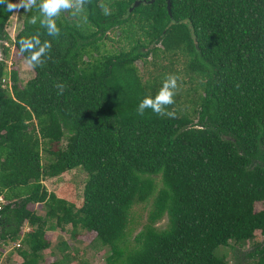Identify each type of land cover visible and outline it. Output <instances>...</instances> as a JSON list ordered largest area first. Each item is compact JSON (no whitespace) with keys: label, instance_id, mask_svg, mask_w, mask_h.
Here are the masks:
<instances>
[{"label":"trees","instance_id":"trees-1","mask_svg":"<svg viewBox=\"0 0 264 264\" xmlns=\"http://www.w3.org/2000/svg\"><path fill=\"white\" fill-rule=\"evenodd\" d=\"M13 1L0 4L1 22ZM136 1L149 0H74L56 18L58 37L40 26V0L27 10L14 49L26 61L18 41L37 34L51 49L33 78L0 76L10 81L0 89V256L19 241L21 264H39L48 221L71 237L95 233L105 264H230L221 249L264 237V0H170L171 15L166 0L129 11ZM110 32L117 52L104 47ZM162 58L194 85L192 106L180 107L175 89L171 115H139L166 74L146 80L136 62L161 68ZM74 169L87 177L79 208L43 184ZM149 202L131 241V209ZM244 256L235 264H264V242Z\"/></svg>","mask_w":264,"mask_h":264},{"label":"rangeland","instance_id":"rangeland-1","mask_svg":"<svg viewBox=\"0 0 264 264\" xmlns=\"http://www.w3.org/2000/svg\"><path fill=\"white\" fill-rule=\"evenodd\" d=\"M20 0H16L15 4H19ZM16 8L13 16L10 19L8 24L7 32L14 38L16 34L22 28V13L21 9ZM108 37L112 40H105V49L110 52H117L120 45L114 40L113 33H108ZM151 60L149 57L148 61ZM9 61L13 64V70L17 72L18 78L21 82L27 81L34 77V72L32 69L26 67V61L22 59L17 51L11 54ZM170 58H162L157 63H160L161 68H157L155 65L147 64L144 65L143 62H136L139 73L142 78L146 80H152L159 73L163 72L164 74H172L174 71H178L179 78H177V94H178V105L182 108H189L192 106V99L194 95V85L190 83L189 78L185 75V72L182 70L181 65L178 63H173L171 65ZM5 85L7 86L10 82L6 78ZM45 160V157H44ZM86 174L81 169H74L72 171L63 173L59 177L45 179L43 184L47 191L55 194L59 199H63L75 207H80L82 204V195L83 187L86 181ZM154 183H156L157 189L161 187V181L159 177L154 178ZM151 202L146 204H137L131 209V220L134 224L133 237L143 228L147 223V217L149 214ZM28 208L36 213L39 216H45V207L43 205H29ZM263 209L262 203L255 204V211H261ZM167 223L166 218L164 217L160 220L155 226L158 229L165 227ZM51 224L53 226H51ZM47 225L50 227L49 231L46 232V239L50 242V247L43 251V260L39 264H50L52 262L60 261L67 256L68 258L64 260V264H105V257L108 254V249L101 246L95 242V233L87 232L84 230H78L74 237H71V227L67 226L65 229H60L54 227L55 221H48ZM132 229V226H131ZM30 230L29 226L24 225L22 231L28 232ZM61 242L66 244L64 248ZM264 237L260 234L259 231L255 232V237L253 241L247 242L243 248L238 249L234 252L230 249H221L219 253L226 257V260L230 264L235 263H245L249 260L244 256L249 250H252L253 246L258 243H263ZM6 247V248H5ZM3 255L0 256V264H21L22 259L19 257L18 253L15 251L17 247L14 244L5 245ZM5 253V254H4Z\"/></svg>","mask_w":264,"mask_h":264},{"label":"clouds","instance_id":"clouds-1","mask_svg":"<svg viewBox=\"0 0 264 264\" xmlns=\"http://www.w3.org/2000/svg\"><path fill=\"white\" fill-rule=\"evenodd\" d=\"M7 0H0V4L6 3ZM74 0H40L39 14L40 26L45 28L48 36L58 37L60 29L57 27L56 18L59 16L61 10H69L73 7ZM84 0H75L77 6L82 5ZM36 5V0H20L19 4H7L9 10L23 7L25 11L32 9ZM104 9L105 14L108 13L106 5H101ZM80 8L77 7V11ZM37 16L30 18V23L36 24ZM19 52H28L30 55L26 58V67L34 69L37 66H43L42 57L45 56L46 52L51 49V43L45 40L43 44L39 38V35H32L30 37H22L18 41ZM56 87L63 91L64 85L59 84ZM177 88V77L173 74H168L163 80L160 89L157 91L155 96H145L138 105V114L143 115L145 109H151L153 113L157 115H171L166 111L167 106L174 104L175 89Z\"/></svg>","mask_w":264,"mask_h":264},{"label":"flooded vegetation","instance_id":"flooded-vegetation-1","mask_svg":"<svg viewBox=\"0 0 264 264\" xmlns=\"http://www.w3.org/2000/svg\"><path fill=\"white\" fill-rule=\"evenodd\" d=\"M15 2L16 0H14L12 4L15 5ZM14 11L15 9L12 10V14L10 15V17H8L6 23L1 22L0 20V76L3 74V72H5L4 74L6 73L9 74L13 71V67H12L13 64L9 61V58L11 57V54L14 53L15 51L12 42L16 36L14 38H11V36L7 32V28H8L7 26L10 22L11 17L14 14ZM26 12L27 11H25L24 8L21 9L23 21ZM23 21H22V25H23ZM6 78H8V75L7 77H3L2 80H0V89H5L7 87L5 85L7 80Z\"/></svg>","mask_w":264,"mask_h":264},{"label":"water","instance_id":"water-1","mask_svg":"<svg viewBox=\"0 0 264 264\" xmlns=\"http://www.w3.org/2000/svg\"><path fill=\"white\" fill-rule=\"evenodd\" d=\"M156 0H149V1H136L134 2V4L132 5V8L129 11H132V9L138 7L141 4H152L154 3ZM167 3V12L169 15H171V11H170V6H171V2L170 0H166Z\"/></svg>","mask_w":264,"mask_h":264},{"label":"built area","instance_id":"built-area-1","mask_svg":"<svg viewBox=\"0 0 264 264\" xmlns=\"http://www.w3.org/2000/svg\"><path fill=\"white\" fill-rule=\"evenodd\" d=\"M5 202H4V200H3V198L2 197H0V210H1V207H2V205L4 204ZM12 244H14L15 245V247H19V241L18 242H16V243H12ZM12 244H9V245H12ZM5 247V246H4ZM6 248V247H5ZM4 252L6 253L7 251H5L4 250Z\"/></svg>","mask_w":264,"mask_h":264}]
</instances>
